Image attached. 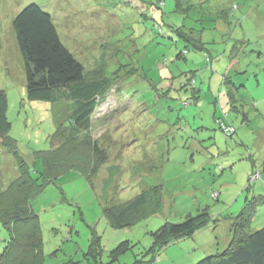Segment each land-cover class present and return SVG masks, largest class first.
<instances>
[{
  "label": "rangeland",
  "instance_id": "rangeland-1",
  "mask_svg": "<svg viewBox=\"0 0 264 264\" xmlns=\"http://www.w3.org/2000/svg\"><path fill=\"white\" fill-rule=\"evenodd\" d=\"M31 3L52 15L86 75L114 83L91 130L108 149V162L91 181L73 170L31 200L44 264H97L96 257L99 264H136L137 257V264H195L226 249L242 211L248 232L264 226V0H0V89L9 101V135L37 176L42 160L34 151L60 142L51 135L73 102L28 99L13 20ZM1 141L4 189L18 167ZM151 189H159L160 211L112 227L105 206ZM202 212L210 216L205 227L156 242L162 225ZM93 236L99 256L89 253ZM9 238L0 224V254ZM125 240L131 251L111 261Z\"/></svg>",
  "mask_w": 264,
  "mask_h": 264
},
{
  "label": "trees",
  "instance_id": "trees-1",
  "mask_svg": "<svg viewBox=\"0 0 264 264\" xmlns=\"http://www.w3.org/2000/svg\"><path fill=\"white\" fill-rule=\"evenodd\" d=\"M13 27L24 59L28 99L73 102L70 113H65L64 120L60 118L58 128L51 135L52 141L60 142L53 143L48 150L34 151L42 160L36 176L34 167L19 152L18 141L9 135L12 127L7 115L9 101L6 91L0 89L1 144L13 153L18 167L17 177L7 188L0 189V224L10 230V238L0 254V264H44V235L40 216L32 209L31 200L39 196L46 185L73 170L91 181L108 162V149L91 130L93 115L106 101L114 83L110 77L85 74L83 64L62 41L52 15L39 5L31 3L24 7L14 18ZM180 29L183 35V28ZM192 40L200 49L204 47L201 39ZM242 87L245 86H234L235 89ZM161 198L159 189L146 190L124 203L105 206L103 213L112 227L122 228L160 211ZM209 219V214L202 212L180 223H166L154 232L156 242L188 236L205 227ZM233 219V235L226 249L195 264H264V226L248 232L244 211ZM90 240L93 245L89 244V253L99 256V252H93L100 247L99 240L96 236ZM131 249L128 240L120 242L112 249L111 261ZM95 259L99 264V257ZM136 261L137 264L138 257ZM62 264L78 262L69 259Z\"/></svg>",
  "mask_w": 264,
  "mask_h": 264
},
{
  "label": "crops",
  "instance_id": "crops-1",
  "mask_svg": "<svg viewBox=\"0 0 264 264\" xmlns=\"http://www.w3.org/2000/svg\"><path fill=\"white\" fill-rule=\"evenodd\" d=\"M229 242V241H228ZM230 243V242H229Z\"/></svg>",
  "mask_w": 264,
  "mask_h": 264
}]
</instances>
